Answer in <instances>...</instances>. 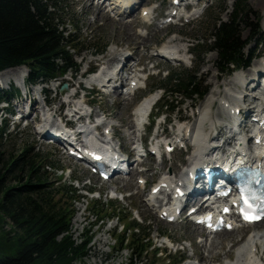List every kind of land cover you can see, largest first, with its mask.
I'll list each match as a JSON object with an SVG mask.
<instances>
[{"label": "rangeland", "instance_id": "374dc122", "mask_svg": "<svg viewBox=\"0 0 264 264\" xmlns=\"http://www.w3.org/2000/svg\"><path fill=\"white\" fill-rule=\"evenodd\" d=\"M233 2L234 0H202L200 4L194 7L196 10L202 11V13L197 11V13L193 15V17L197 15L193 21L187 23L182 19L180 24L168 28H160L158 26L160 20L154 21L155 23L151 25L144 23L142 17L145 16L142 14V8H137L127 15L113 17L108 7L105 8L108 16L104 14L103 8L101 11L99 10V13L94 10L92 11V9L89 8V5L95 7L92 0H62V2L59 3L62 8L60 20L65 21L68 30L73 32L74 37L78 38L77 40L79 43H77V47L75 49L70 48V53L73 54L74 60L78 64L82 63L81 70L90 65L91 63L89 62L92 60L91 65L93 66L102 63L103 60H96H100L102 56H104L102 59H105V62H107L109 54L115 50L119 52V57L134 52L136 60L140 59L142 62L139 67L141 69L145 67L144 72L149 75L146 90L139 91L135 95L120 94L119 96L118 94L108 95L107 93L98 95L93 92L89 96L88 100L93 110L100 113L101 110L104 109L105 112L111 116L108 120L120 126L116 128V134L119 138V140H115L116 144L122 143L123 149L129 150L131 148L130 144L134 145L139 141L140 135L144 134L142 129L139 130L135 126L133 119L134 110L142 99L149 97V90L151 88L164 83L165 80L163 79L168 71L184 72L186 69L197 70V75L201 81L204 82V85L207 86L209 95L213 93L214 95L220 94L222 97L224 96V86L232 79V74H221L217 70L215 63L217 59L216 53L210 52L203 55V57L194 58L190 52L192 51L191 47H194L193 50L196 51V55L200 50H206L208 48L209 41L207 42V40L211 36L210 28L213 21L218 18L226 20L228 15L232 12ZM146 5H149L151 10H153L151 13L152 16L163 17L170 5V0H144L143 6ZM249 6V9L253 12H250V20H248V22L257 23L258 13L264 15V0H249ZM100 16L101 18H99ZM132 19L134 20L133 23L129 22ZM261 25L264 34V18L262 19ZM252 31V27L243 29L245 39L251 36ZM196 39H199V43L198 45H193V42H195V44L197 43ZM169 42H172L175 46H182L184 49L182 52L184 53L182 60L170 62L157 56L158 48L164 44H169ZM104 45H106V47L102 50ZM255 46V43H250L246 51L250 48H255ZM187 48L189 52H185ZM256 52V54L259 55L253 60L250 65L251 67L260 63V58L264 57V46H260L258 50L256 49ZM198 64H200L199 67H197ZM153 65H157L158 68L154 69ZM12 69L15 70L13 74L9 73ZM18 71L19 67L1 72L0 88L3 90L8 89L10 84L14 82L19 84L17 80H12V78L17 79L22 77V74H17ZM70 73L71 71L64 77L53 80L49 84H28V89L33 91V94L30 93V96L33 97L35 101H39V105H37L38 109L45 105L42 98L38 99L39 90L41 87H48L49 90L51 89L49 99H54L52 108H56L55 112H52L54 111L53 109H51V112L56 114L58 111V107L56 106L60 105L64 100L67 101V99L66 97L62 99L59 94L56 96L54 90L55 85L71 81L69 80V78H71ZM1 76H5V78L7 76L8 82L2 79ZM74 77L75 79L71 82H74L75 85H77L78 82L86 81L80 77L79 73L77 77L76 74ZM85 83L89 85L87 82ZM23 91L24 90H22L21 94L18 96V103L20 106L11 105V108L15 111L13 114L10 112H0V125L3 123L2 126L6 128L3 144L0 145V152L6 153L7 155H17L22 151L25 145L33 146L36 151L47 156L51 163H55V165L48 168V171L52 174L51 180L57 179V181H55L57 186L63 187L72 184L79 193L85 196L74 202L73 208L76 209V213L72 218L71 233L76 242L80 243L83 239L85 230L90 228L93 233V240L90 243L91 251L89 255L81 261L78 260L76 264H178L183 261L187 264H197V262L200 264H235L237 258H239L238 255H240V253L241 255L243 254V251H241L243 245L233 246L234 242H231V239L240 238L238 234L239 231H242V239H246V242L248 238H251L252 232L256 231V233H260V231H262V234L264 233V227L255 228L254 226H247L245 228H239L238 232H234L227 237L225 236L222 246L219 244L220 238L223 237L222 234L212 235V237L205 240L206 237L204 236L203 229L200 226L194 225L192 222L183 221L181 223H167L159 217L158 208L153 204L149 205V203H151L149 199L151 197L148 195L149 185L156 183L160 175L167 170H170V173L173 174H184L185 163H190L191 161L189 154L176 151L174 154L168 155L162 160L158 159L157 161H153V158L149 157L147 161L151 169L147 170L146 173H144L145 170L135 173L132 178L129 177L130 174H121L122 177L117 176L109 181H102L96 175L84 170L82 167L76 166L71 158L62 153L59 145L48 144L47 142L42 143L46 140L40 139V136H37L38 133L36 131L38 128L36 129L34 126L37 121L35 120V116H38V114L35 115V113H33L34 115L32 116L30 112V118H28V120H24L21 124L17 125L13 122L14 119L12 116L22 114L24 107L22 108L21 106L22 104L26 106L27 103ZM163 92L162 89H157L150 93V96L160 94L163 100L164 98L168 99L169 102L175 100L170 93L166 95ZM115 97H117V99ZM180 99L181 103L179 107L173 113L169 114L168 117L164 114L159 115L155 121L151 136L155 133L156 126L163 123L165 119L170 121V124L165 126L166 131L173 133L174 128L172 125H178L177 119L180 116L181 121L187 120L186 122L189 121L193 127H199L200 131L207 137L211 135L212 127L208 126L206 121L209 119H212L215 123H225L227 121L226 116L218 107V104L215 102L208 103L206 96L201 100L195 98H177V100ZM245 101L252 103L253 98L249 96L246 98L245 96ZM5 106L6 103H2L0 105V110ZM191 106H193L192 109L190 108ZM20 108L22 110H15ZM220 112L222 114H219ZM155 113L156 110H154L153 114ZM194 113L197 114L193 115ZM224 129L227 135L231 134L228 128ZM137 131L139 134H137ZM3 157L4 154L1 153L0 158L2 159ZM141 177L147 179V184L142 186H147L145 189L138 183V179ZM125 183L127 184L125 185ZM111 196L114 198H111ZM152 198L158 199L155 197ZM63 202V206H66L69 201L65 198ZM95 202H98L99 206L103 208V211L97 207H93ZM114 211H118L122 214L121 219H117L113 216L111 217ZM98 213L103 218V221H97ZM127 215L130 216L128 220L124 217ZM134 218L140 221L141 226L139 230H137L139 238L136 243H131L135 226L132 225L128 227V224H130ZM124 225L127 226L124 228ZM7 228H9V225ZM144 232H150L149 242L151 244L148 246V249L140 255L141 247L143 244H147L145 240L142 239ZM246 232L247 234L245 236ZM158 234L166 235L172 239L174 249L177 248L179 252L176 255L168 254L169 252L173 253L174 249L169 251L166 248H161L162 239H160ZM123 235H125V239L122 249L119 246V240L120 236ZM99 237H101V239H107L106 242H104L103 239L102 241H96ZM255 238L256 235L253 236V239ZM256 240H258V237L255 241ZM211 241L213 242L212 244H210ZM231 246L232 249L230 250ZM220 247L223 248L220 249ZM218 250L223 253L224 257L222 256L221 259L210 258V256L215 254ZM229 250L232 252L231 257L224 255V253Z\"/></svg>", "mask_w": 264, "mask_h": 264}, {"label": "trees", "instance_id": "16d2710c", "mask_svg": "<svg viewBox=\"0 0 264 264\" xmlns=\"http://www.w3.org/2000/svg\"><path fill=\"white\" fill-rule=\"evenodd\" d=\"M60 2L0 0V71L25 65L29 69V82L34 84L57 78L77 67L70 48L77 47L78 38L60 20ZM249 7V0H235L226 20L213 21L207 40L209 46L197 56L216 52V67L223 73L234 67L249 66L254 53L253 50L246 53L247 44L253 39L257 49L264 45L260 24L264 15L258 13V22L249 23V14L253 12ZM248 27L253 32L245 39L243 29ZM196 41L194 45H198L199 39ZM193 55L196 54L193 52ZM197 74L192 69L171 72L161 86L175 100L165 99L160 107L174 111L179 106L178 97L202 99L208 88ZM19 93L14 86L9 90L0 88V104ZM5 134L6 128L0 125V145ZM1 153L4 157L0 158V264H76L88 256L92 230H85L80 243L71 233L76 213L74 202L84 196L72 184L57 186V179H50L52 174L46 167L55 163L33 146L25 145L17 155ZM65 198L69 202L63 206ZM93 207L103 211L98 202ZM112 216L121 219L122 214L114 211ZM124 217L130 219L128 215ZM97 218L98 222L103 220L99 213ZM132 225L135 228L131 243H136L139 238L136 230L141 224L133 219L128 227ZM124 239L125 235L120 236V247ZM142 239L149 242L150 232H144ZM147 245L150 244H143L140 255L147 250Z\"/></svg>", "mask_w": 264, "mask_h": 264}, {"label": "bare ground", "instance_id": "6f19581e", "mask_svg": "<svg viewBox=\"0 0 264 264\" xmlns=\"http://www.w3.org/2000/svg\"><path fill=\"white\" fill-rule=\"evenodd\" d=\"M124 1V6H129V4L131 5V7L134 9L135 7H137L138 6V2H134L135 0H116L115 2H119V3H122ZM139 1H141V3H142V1L143 0H139ZM112 5H115L114 3H112ZM117 5V4H116ZM89 8H91L92 9V11L94 10V11H97L98 13L101 11V9L103 8V7H100V8H95L94 6H92V5H89ZM126 8V7H125ZM132 8L130 9V11L129 12H131V11H133L132 10ZM104 9V8H103ZM136 9V8H135ZM134 9V10H135ZM144 9H147V8H144ZM143 9V10H144ZM100 10V11H99ZM104 12V14H106L107 15V12H106V10H104L103 11ZM102 12V13H103ZM100 15V14H99ZM105 16V15H104ZM108 16V15H107ZM99 18H101V16L99 17ZM105 18V17H104ZM110 18V17H109ZM106 20V19H105ZM133 19L131 20V21H129V22H131V23H133ZM144 23H146L145 22V20H144ZM124 25V24H123ZM136 36H137V34H136ZM137 38H138V36H137ZM169 43H172V42H169ZM167 47H169L167 44L163 47V48H167ZM171 47H172V49H175L177 52H179L180 54H183L182 52L184 51V49L182 48V46L180 45V46H175L173 43H172V45H171ZM188 49V48H187ZM186 49V50H187ZM115 51V50H114ZM111 52V54H109V59H107V62H105V59H102L104 56H102V58H100V60L99 59H96L97 61H102V64H104L105 65V67H104V69L106 68L107 70H104V72L106 73V76L104 75L105 73L104 72H101L100 74H97V75H95V76H93V77H91L90 79H88V82L89 83H91V84H93V83H98V82H107V84H109V83H111V82H113V83H115V89H114V93H117L119 96H120V92L118 93V89H119V87L121 86V85H123V84H125V82L127 81V76L125 75L126 73H132V72H134V71H136L137 70V68H138V66L142 63L141 62V60L140 59H138V60H136V61H134V63H133V65L131 66V67H129L128 68V66H127V64L125 63V60H124V58L126 59L127 57V55H122L121 57H119L120 56V54H119V52L118 51H115V52ZM108 54V53H107ZM106 54V55H107ZM107 57H108V55H107ZM105 62V63H104ZM122 63V65H121V63ZM120 65V66H119ZM257 64H255V66H256ZM146 66V65H145ZM24 67V68H23ZM13 68H16V67H13ZM118 69V71H116V73H114L112 70L113 69ZM156 68H158V66L156 67ZM160 68V67H159ZM9 69H11V68H9ZM108 69H109V71H108ZM260 70H261V72L263 73L264 72V68H259ZM6 70H8V69H6ZM152 70V69H151ZM250 70V73L248 74V76H247V78H245V81L242 83V84H238V82H236V81H234L233 79H231V80H229L227 83L229 84V85H236V86H238V88H239V90L241 91L242 90V93H245V95H244V103H248V104H251V102H249V101H245V96H246V98H247V96H249V97H251V98H253V102L252 103H254V102H256L258 99L257 98H255L254 96H252V95H250V93L252 92V91H255V89L256 88H254V89H252V87H251V84L253 83V81H257V75L256 74H252V72L251 71H253L252 70V68H250L249 69ZM5 71V70H4ZM112 71V72H111ZM3 72V71H2ZM158 72V71H157ZM9 73H11V74H13V73H15V70L14 69H12V71H10ZM27 73H28V69L25 67V66H19V71H18V75L19 74H22V77H20V78H17V79H22V78H24L26 75H27ZM1 78L2 79H4L6 82H8V78H7V76H6V78H5V76H1ZM13 79V78H12ZM75 79V77L73 76V77H71V78H69V80H71V81H73ZM11 80V79H10ZM9 80V81H10ZM227 83H226V86H227ZM256 84V83H255ZM106 87H108V86H106ZM26 89V88H25ZM250 93H249V92ZM24 92V91H23ZM26 92H28L29 94L30 93H32L33 94V91H30L29 89L26 91ZM155 95H157V94H155ZM72 96V95H71ZM152 96V95H151ZM154 96V95H153ZM87 97H85L84 99H86ZM116 99H117V97H115ZM28 99H29V96H28ZM54 99H49V101H53ZM154 100V98H152V99H150L149 97H145L143 100H141V102L139 103V105L137 106V110H138V112L140 113V114H142V113H146L147 112V110L151 107V104L150 103H152V101ZM87 101V100H86ZM116 101V100H115ZM151 101V102H150ZM71 103H74L76 106H77V104H80L79 102H77L76 103V101H73V100H71L70 101ZM31 103H32V107H31V110L33 111V112H38L39 111V109H38V107H37V105L39 104V101H35L34 99H33V97H31ZM64 103H67V101H62V103L60 104V105H58V106H56V107H58V111L56 112V113H58L60 110H61V107H62V104H64ZM240 104H242L241 102H240ZM262 104H264V102L262 103ZM23 105V104H22ZM50 105H51V103H50ZM53 106H51L50 107V109H48V110H46V109H44V112H45V114L44 115H46L47 113H48V111L50 112V111H52L51 109H53L54 111H52V112H55L56 111V108H52ZM80 105L78 106V109H80ZM31 110L29 109V110H27V108H24L23 110H22V112L23 113H25L26 114V116L28 115L29 116V113L31 112ZM100 110V109H99ZM249 110V108H248V106H242V108H241V111L242 112H247ZM102 111V110H101ZM100 112V111H99ZM92 113H93V115L95 114V116H98V114H100V113H97L95 110H93L92 111ZM52 114V113H51ZM219 114H222L221 112L219 113ZM107 115H110V114H108L107 113ZM181 117V116H180ZM210 117V116H209ZM35 118H36V116H35ZM37 119V118H36ZM35 119V120H36ZM221 119V118H220ZM210 120H212V119H210ZM219 120V119H218ZM202 122H204V121H202ZM212 122V121H211ZM217 122V121H216ZM213 123V122H212ZM45 124L46 125H48L49 124V122H45ZM195 125V124H194ZM209 126V125H208ZM213 128L211 129V133L214 131V130H218V133L217 134H211L209 137L211 138V139H215V138H217L219 135H223L224 134V125L222 124V122L221 123H214L213 125ZM188 127H189V125H188ZM187 127V128H188ZM204 127V126H203ZM180 128V127H179ZM186 128V127H185ZM186 128V129H187ZM136 131V130H135ZM209 131H210V129H209ZM129 133H131V132H129ZM133 133V132H132ZM137 137V136H136ZM206 139V138H205ZM203 144L205 145V143H204V140H203ZM209 145H211V144H208V147H209ZM213 148H218V147H213ZM101 150V149H100ZM99 150V151H100ZM201 151H203V150H201ZM135 161V160H134ZM194 170V169H193ZM192 170V171H193ZM169 173V172H168ZM167 173V174H168ZM181 174V173H180ZM133 175H135V172H130V178H132L133 177ZM124 180V179H123ZM122 181V180H121ZM127 183H125V185H126ZM146 184H147V181H146ZM145 184V185H146ZM144 185V186H145ZM142 187V186H141ZM114 191V190H113ZM203 192H200V194H202ZM203 195V194H202ZM202 199H204V197H201V195H199V196H197L196 197V200H195V203L196 204H200V207H201V205L204 203V201L202 200ZM160 214V213H159ZM158 214V215H159ZM78 219V218H77ZM76 221V220H75ZM251 226H254L255 228H262V227H264V220L263 221H261V222H255V223H253ZM239 228H245V227H243V226H239V227H237V228H235V229H233V230H222V231H220V232H218V233H216V235H221L222 234V238H220V240H219V244L220 245H222L223 246V244H224V240H225V236L227 237L228 235H231L232 233H234V232H238L239 231ZM238 229V230H237ZM235 230V231H234ZM238 234H239V237L240 238H237V239H231L232 241L231 242H234L233 243V246H236V245H238V246H240L242 243H245L246 241V239L245 240H243L242 239V231H239L238 232ZM264 236V233L261 235V237H263ZM103 239V238H102ZM102 239H101V237H99L98 239H96V241H102ZM206 239H207V237H206ZM107 240V239H106ZM106 240L105 239H103V241L104 242H106ZM209 241V240H208ZM207 243H209V242H207ZM213 242L211 241L210 242V244H212ZM205 246V245H204ZM254 246H257L256 248H257V254H258V256L260 257V259L263 261V263L262 264H264V247L261 249V247H260V244H258V243H254ZM216 247V246H215ZM253 247V246H252ZM251 247V248H252ZM223 247H220V249H222ZM232 249V246L230 247V250ZM227 251V252H225L224 253V255H227V256H229V257H231L232 256V252L231 251ZM212 253V252H211ZM206 256V255H205ZM223 256V253H221V251L220 250H218V251H216V253L215 254H212L211 256H210V258H212V259H221V257ZM224 257V256H223ZM187 264V263H186ZM243 264H249V263H247V262H244Z\"/></svg>", "mask_w": 264, "mask_h": 264}, {"label": "snow or ice", "instance_id": "6c2138e0", "mask_svg": "<svg viewBox=\"0 0 264 264\" xmlns=\"http://www.w3.org/2000/svg\"><path fill=\"white\" fill-rule=\"evenodd\" d=\"M249 208H251V205H249ZM244 216L246 219H257L258 217L255 214H252L249 212L248 209L243 210Z\"/></svg>", "mask_w": 264, "mask_h": 264}]
</instances>
